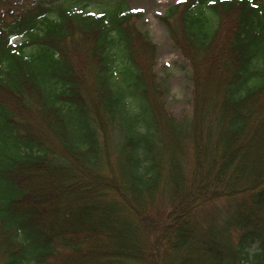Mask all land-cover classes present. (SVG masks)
<instances>
[{"label":"trees","instance_id":"obj_1","mask_svg":"<svg viewBox=\"0 0 264 264\" xmlns=\"http://www.w3.org/2000/svg\"><path fill=\"white\" fill-rule=\"evenodd\" d=\"M91 2L0 0V264H264V0L160 17L184 123L140 15Z\"/></svg>","mask_w":264,"mask_h":264},{"label":"rangeland","instance_id":"obj_2","mask_svg":"<svg viewBox=\"0 0 264 264\" xmlns=\"http://www.w3.org/2000/svg\"><path fill=\"white\" fill-rule=\"evenodd\" d=\"M30 3L31 0H21ZM111 0H92L90 8L98 12L104 9ZM126 5L138 13L140 18L136 24L138 29L147 34L157 47L155 72L157 83L164 94V102L169 114L179 122H187L192 116L193 82L189 62L175 49L169 32L160 17L170 6L180 0H124ZM15 10L20 8L13 4ZM20 38L14 39V42ZM218 203V208H223Z\"/></svg>","mask_w":264,"mask_h":264}]
</instances>
